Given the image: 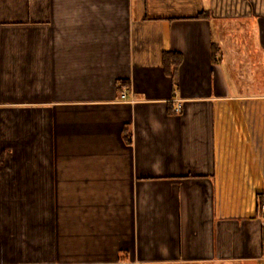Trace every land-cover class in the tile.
Wrapping results in <instances>:
<instances>
[{
  "label": "crops",
  "instance_id": "1",
  "mask_svg": "<svg viewBox=\"0 0 264 264\" xmlns=\"http://www.w3.org/2000/svg\"><path fill=\"white\" fill-rule=\"evenodd\" d=\"M263 205L264 0H0V264H264Z\"/></svg>",
  "mask_w": 264,
  "mask_h": 264
},
{
  "label": "built area",
  "instance_id": "2",
  "mask_svg": "<svg viewBox=\"0 0 264 264\" xmlns=\"http://www.w3.org/2000/svg\"><path fill=\"white\" fill-rule=\"evenodd\" d=\"M126 94L123 95V98H125ZM177 111H180V108L177 109ZM262 209L264 210V205L262 206Z\"/></svg>",
  "mask_w": 264,
  "mask_h": 264
}]
</instances>
